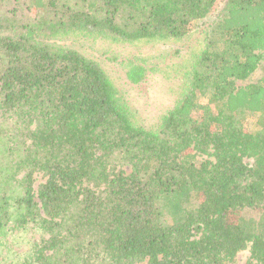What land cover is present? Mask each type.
Returning <instances> with one entry per match:
<instances>
[{
    "label": "trees",
    "instance_id": "trees-1",
    "mask_svg": "<svg viewBox=\"0 0 264 264\" xmlns=\"http://www.w3.org/2000/svg\"><path fill=\"white\" fill-rule=\"evenodd\" d=\"M87 38L172 50L171 104L145 123ZM262 51L264 0H0L8 264H264Z\"/></svg>",
    "mask_w": 264,
    "mask_h": 264
},
{
    "label": "rangeland",
    "instance_id": "rangeland-1",
    "mask_svg": "<svg viewBox=\"0 0 264 264\" xmlns=\"http://www.w3.org/2000/svg\"><path fill=\"white\" fill-rule=\"evenodd\" d=\"M222 3L217 2L215 4V8L219 7ZM212 13V12H211ZM202 23V22H201ZM201 23L198 27L201 26ZM204 22L203 25H205ZM79 50L88 57L96 58L98 61H102L108 69L115 75L118 81V91L121 94L122 98L128 99L132 106L137 110L140 117L145 120V123L151 121V117H154L160 111H162L165 107L169 106L174 99V94L171 92L172 86L173 89L178 83V80L181 79V74L176 75L175 68L172 61L174 57L171 56L172 50L162 45H154L152 43H137V44H127V43H115L108 39L102 38H87L84 39L82 46H80ZM164 54V55H163ZM163 55V57H161ZM261 63L256 69V71L251 75L250 79L247 81L248 84L256 83L264 73V51L260 52ZM111 57H115L117 63H124L126 61H132L135 64L143 60L144 64L149 68L153 69L152 72L148 73L144 80L138 82L137 84L131 83L125 77V70L123 66H115L113 62L110 60ZM163 69L165 70L164 75L160 73ZM236 87H245L246 83L237 81L235 83ZM171 90V91H170ZM123 98V99H124ZM200 110H202L200 108ZM200 114V111L196 112V116ZM149 119V120H148ZM252 121H254V117L252 115H247L244 122L246 126H249ZM198 161H206V157L199 156ZM248 165L252 164L251 160L245 161ZM127 170V169H123ZM44 181L42 175L36 177V181L34 184V189H37L38 185ZM37 201V198H35ZM38 235L30 231L28 235L24 238L26 241H31V239L37 238ZM13 252L22 251L23 249L28 248V244L24 241L22 246L19 248L10 244ZM4 253H0V264H8V258H5ZM249 258L248 250H244L239 252L234 258L233 262L230 264H246Z\"/></svg>",
    "mask_w": 264,
    "mask_h": 264
}]
</instances>
